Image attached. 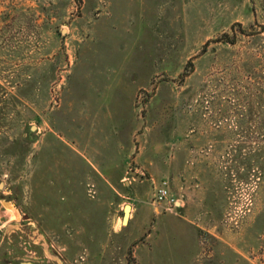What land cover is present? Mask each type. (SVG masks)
Instances as JSON below:
<instances>
[{
    "label": "rangeland",
    "instance_id": "rangeland-1",
    "mask_svg": "<svg viewBox=\"0 0 264 264\" xmlns=\"http://www.w3.org/2000/svg\"><path fill=\"white\" fill-rule=\"evenodd\" d=\"M25 262L264 264V0H0V264Z\"/></svg>",
    "mask_w": 264,
    "mask_h": 264
},
{
    "label": "water",
    "instance_id": "water-1",
    "mask_svg": "<svg viewBox=\"0 0 264 264\" xmlns=\"http://www.w3.org/2000/svg\"><path fill=\"white\" fill-rule=\"evenodd\" d=\"M129 173H130V175L135 176L138 179L141 178V175L136 173L134 170H130ZM126 184H128V182H126ZM130 210H131V206L129 204H125L124 207H123V215H122V220H121L123 224L127 223L128 218H129ZM22 264H33V263H30V262L26 263L25 262V263H22Z\"/></svg>",
    "mask_w": 264,
    "mask_h": 264
},
{
    "label": "built area",
    "instance_id": "built-area-1",
    "mask_svg": "<svg viewBox=\"0 0 264 264\" xmlns=\"http://www.w3.org/2000/svg\"><path fill=\"white\" fill-rule=\"evenodd\" d=\"M156 195H157V198H158L159 200H162L163 198H165L166 195H167V190H166V188L163 187V186L159 187L158 190H157Z\"/></svg>",
    "mask_w": 264,
    "mask_h": 264
},
{
    "label": "bare ground",
    "instance_id": "bare-ground-1",
    "mask_svg": "<svg viewBox=\"0 0 264 264\" xmlns=\"http://www.w3.org/2000/svg\"><path fill=\"white\" fill-rule=\"evenodd\" d=\"M119 224H120V223L118 222L117 227L119 226Z\"/></svg>",
    "mask_w": 264,
    "mask_h": 264
}]
</instances>
